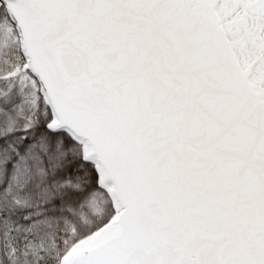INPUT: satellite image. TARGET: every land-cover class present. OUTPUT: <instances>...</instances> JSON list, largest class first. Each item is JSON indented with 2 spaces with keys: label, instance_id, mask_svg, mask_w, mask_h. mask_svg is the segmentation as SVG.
I'll list each match as a JSON object with an SVG mask.
<instances>
[{
  "label": "snow or ice",
  "instance_id": "snow-or-ice-1",
  "mask_svg": "<svg viewBox=\"0 0 264 264\" xmlns=\"http://www.w3.org/2000/svg\"><path fill=\"white\" fill-rule=\"evenodd\" d=\"M0 264H264V0H0Z\"/></svg>",
  "mask_w": 264,
  "mask_h": 264
}]
</instances>
